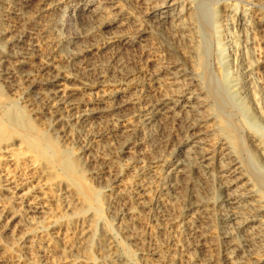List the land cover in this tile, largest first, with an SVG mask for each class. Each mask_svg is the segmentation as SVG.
<instances>
[{"label":"bare ground","instance_id":"obj_1","mask_svg":"<svg viewBox=\"0 0 264 264\" xmlns=\"http://www.w3.org/2000/svg\"><path fill=\"white\" fill-rule=\"evenodd\" d=\"M259 9L0 0V264H264Z\"/></svg>","mask_w":264,"mask_h":264},{"label":"rangeland","instance_id":"obj_2","mask_svg":"<svg viewBox=\"0 0 264 264\" xmlns=\"http://www.w3.org/2000/svg\"><path fill=\"white\" fill-rule=\"evenodd\" d=\"M218 0H214V3L215 2H217ZM220 2L222 3V2H236L239 6H241V7H246V8H250V10H256V9H261L262 10V12L264 13V0H220ZM2 4V3H1ZM259 9V10H260ZM260 10V11H261ZM13 22V23H12ZM12 22H10L11 24H14V25H19V22L17 21V20H12ZM261 57H262V55H261ZM260 57V58H261ZM259 58V59H260ZM261 60H262V58H261ZM263 63L262 62H260V64H258V67L260 68L259 70L260 71H258V73H259V75L261 76L262 75V78H264V74H263V72H264V68H263V66H261ZM261 70H263V71H261ZM214 83H216L215 85H217V82L214 80ZM225 94H221L220 95V97L219 98H217V100H216V105H218V107L220 106V108H218L217 110V112H218V118L220 117L221 118V120L222 121H224L226 124H234V123H238V124H240V125H242L243 124V122H242V116H241V113L237 110V109H235V107H233V105L231 104V102H230V100H229V98H228V96L227 95H225ZM5 96H6V91L3 89V90H0V98H2V99H4L5 98ZM225 98V99H224ZM213 101H214V103H215V100L213 99ZM19 102H21L20 100H19ZM220 104V105H219ZM227 105V106H226ZM231 106V107H230ZM217 107V106H216ZM234 109V110H233ZM221 110V111H220ZM237 111H238V113H237ZM231 112H232V114H231ZM235 112V113H234ZM237 114V115H236ZM225 115V116H224ZM228 117H227V116ZM231 115V116H230ZM237 117V118H236ZM235 118V119H234ZM230 119V120H229ZM241 119V120H240ZM227 120V121H226ZM264 120V119H263ZM263 120H262V122L260 121V124H262L261 125V131H264V123H263ZM230 121V122H229ZM238 121V122H237ZM242 123V124H241ZM246 126V127H245ZM263 126V127H262ZM242 129H241V131H240V133H241V135L242 136H244L245 137V139H247V134H248V131H250L249 130V128H248V125H245V124H243V127H241ZM246 129V130H244V129ZM263 128V129H262ZM247 129H248V131H247ZM244 130V131H243ZM243 156V157H242ZM249 157V155L246 153V152H244V153H242L241 154V156H239L240 157V160H241V162H242V164H243V166H244V168H248V164H249V160H250V158H248ZM245 160V161H244ZM247 165V166H246ZM88 179V178H87ZM87 186H89L90 184H92L90 181H86V183H85ZM106 212V210H103V216L106 218V219H108V213L106 212V214H105V212ZM106 215V216H105ZM113 227H116V226H114L113 225ZM122 232H113V235H114V237L117 239V240H119L118 242H120L121 243V241L123 242V233L121 234ZM122 235V236H121ZM122 238V239H121ZM131 249H132V252H131V254H132V257L135 259V261L137 262V263H139V264H141L140 263V261H139V257L141 256L140 255V251H138V250H135V249H137V247L134 245V246H131L130 247ZM134 248V249H133ZM95 251V250H94ZM134 251H135V253H134ZM96 252V251H95ZM95 252H93V253H95ZM134 253V254H133ZM136 254H137V256H136ZM138 260H137V259Z\"/></svg>","mask_w":264,"mask_h":264}]
</instances>
